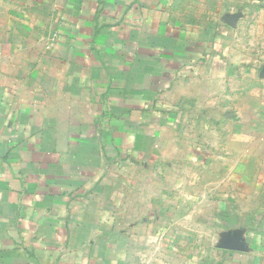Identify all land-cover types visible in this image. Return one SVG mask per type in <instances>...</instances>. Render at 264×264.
I'll return each mask as SVG.
<instances>
[{
  "label": "crops",
  "instance_id": "crops-1",
  "mask_svg": "<svg viewBox=\"0 0 264 264\" xmlns=\"http://www.w3.org/2000/svg\"><path fill=\"white\" fill-rule=\"evenodd\" d=\"M0 264H264V0H0Z\"/></svg>",
  "mask_w": 264,
  "mask_h": 264
}]
</instances>
